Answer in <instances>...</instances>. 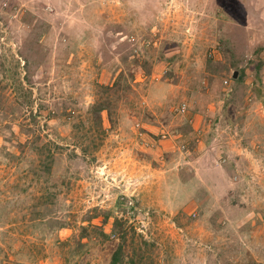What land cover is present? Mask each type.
Segmentation results:
<instances>
[{"label":"rangeland","instance_id":"rangeland-1","mask_svg":"<svg viewBox=\"0 0 264 264\" xmlns=\"http://www.w3.org/2000/svg\"><path fill=\"white\" fill-rule=\"evenodd\" d=\"M120 243L264 264V0H0V264Z\"/></svg>","mask_w":264,"mask_h":264},{"label":"trees","instance_id":"trees-1","mask_svg":"<svg viewBox=\"0 0 264 264\" xmlns=\"http://www.w3.org/2000/svg\"><path fill=\"white\" fill-rule=\"evenodd\" d=\"M101 110H103L105 108V105H101L99 107ZM119 219H116V226H119ZM104 232V231H103ZM105 237H108L109 235L107 233H103ZM123 252H124V244L120 243L117 250L115 251V253L113 254L112 260L110 262V264H118L121 260H122V256H123ZM133 263L135 264V260L133 259Z\"/></svg>","mask_w":264,"mask_h":264},{"label":"water","instance_id":"water-1","mask_svg":"<svg viewBox=\"0 0 264 264\" xmlns=\"http://www.w3.org/2000/svg\"><path fill=\"white\" fill-rule=\"evenodd\" d=\"M233 76H234V77H237V76H238V70H235V71H234Z\"/></svg>","mask_w":264,"mask_h":264},{"label":"built area","instance_id":"built-area-1","mask_svg":"<svg viewBox=\"0 0 264 264\" xmlns=\"http://www.w3.org/2000/svg\"><path fill=\"white\" fill-rule=\"evenodd\" d=\"M183 109H185V108H183Z\"/></svg>","mask_w":264,"mask_h":264}]
</instances>
